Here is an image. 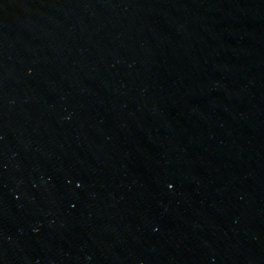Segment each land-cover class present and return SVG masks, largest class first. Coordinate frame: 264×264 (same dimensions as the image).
I'll return each instance as SVG.
<instances>
[{
    "label": "water",
    "instance_id": "obj_1",
    "mask_svg": "<svg viewBox=\"0 0 264 264\" xmlns=\"http://www.w3.org/2000/svg\"><path fill=\"white\" fill-rule=\"evenodd\" d=\"M0 264H264V0H0Z\"/></svg>",
    "mask_w": 264,
    "mask_h": 264
}]
</instances>
